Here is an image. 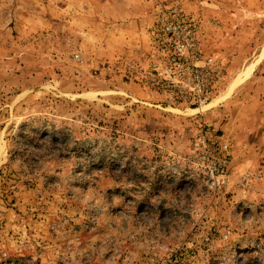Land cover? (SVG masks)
<instances>
[{
  "label": "rangeland",
  "instance_id": "obj_1",
  "mask_svg": "<svg viewBox=\"0 0 264 264\" xmlns=\"http://www.w3.org/2000/svg\"><path fill=\"white\" fill-rule=\"evenodd\" d=\"M168 13L200 78L170 81ZM263 123L264 0H0V264H264L234 152Z\"/></svg>",
  "mask_w": 264,
  "mask_h": 264
},
{
  "label": "built area",
  "instance_id": "obj_2",
  "mask_svg": "<svg viewBox=\"0 0 264 264\" xmlns=\"http://www.w3.org/2000/svg\"><path fill=\"white\" fill-rule=\"evenodd\" d=\"M176 14H162L160 22L161 32L165 37L168 38L170 43V53L174 58V74L171 76V82L178 81V83H185L187 78H200V76L207 74L200 68L201 56L195 51V42L193 40V26L185 23ZM175 79V80H174ZM226 145L224 146V148ZM226 154L224 153L225 162ZM224 165L218 163L217 166L211 171V176H218L220 184L221 180L224 179Z\"/></svg>",
  "mask_w": 264,
  "mask_h": 264
},
{
  "label": "crops",
  "instance_id": "obj_3",
  "mask_svg": "<svg viewBox=\"0 0 264 264\" xmlns=\"http://www.w3.org/2000/svg\"><path fill=\"white\" fill-rule=\"evenodd\" d=\"M98 1L103 2V0H98ZM109 1L116 3L118 0H109ZM122 1L125 0H120V2ZM129 17H131V15H129ZM223 30L224 29H222V31ZM220 35H221V39L219 42H214L210 40V38H208L205 39V43L207 44L209 50L225 58L226 56H230V54H233L235 50L233 49L232 52L230 53L229 51H231L232 47L230 46V44H228V42H225V39L228 37V35L224 34V32H220ZM134 37L135 36H133L131 40L133 41V44H130L129 47L132 52H139V50H141L144 47V43L143 40H138L136 37L135 38ZM249 128L252 129L250 130ZM245 129L248 132V134L246 133L236 134L237 139H236V144L234 145L236 160L237 162L245 165H253L256 167L259 166L256 170H261L264 173V123L263 125L248 126L246 128H243L242 131ZM248 137L249 139H247ZM250 137H252V139H250Z\"/></svg>",
  "mask_w": 264,
  "mask_h": 264
},
{
  "label": "bare ground",
  "instance_id": "obj_4",
  "mask_svg": "<svg viewBox=\"0 0 264 264\" xmlns=\"http://www.w3.org/2000/svg\"><path fill=\"white\" fill-rule=\"evenodd\" d=\"M243 79H244L243 76L238 77V78L236 79V81L233 82V86H234L236 83H238V82H240L241 80H243ZM222 95H223V94H222ZM222 95H221V96H222ZM224 95H225V94H224ZM219 97H220V96H219ZM219 97L215 98V99H214V102H215Z\"/></svg>",
  "mask_w": 264,
  "mask_h": 264
}]
</instances>
